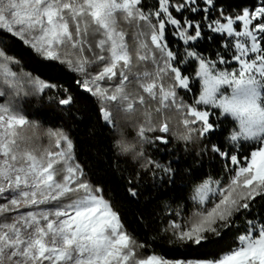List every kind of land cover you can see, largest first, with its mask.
<instances>
[{"label":"snow or ice","instance_id":"6c2138e0","mask_svg":"<svg viewBox=\"0 0 264 264\" xmlns=\"http://www.w3.org/2000/svg\"><path fill=\"white\" fill-rule=\"evenodd\" d=\"M144 4L0 0V30L43 61L77 74L75 86L99 102L98 116L110 130L116 124L106 105L120 103L125 112L148 107L147 126L136 130L142 147L137 180L129 181L130 197H139L131 184L139 186L141 173H151V189L159 192L174 183L177 171L175 138L167 121L158 128L152 124L153 104L158 115L172 109L181 114L189 130L183 138L184 156L189 145L201 146L194 165L209 152L213 159L218 155L225 160L227 183L209 175L193 190L196 210L184 222L170 223L169 242H177L178 250L217 245L226 232L240 227L243 233L211 257L141 258L138 249L145 245L126 230L102 188L85 179L70 135L62 128H44L15 103L21 95L40 97L57 85L19 75L13 70L14 57L0 51V97H11L0 104V264H264V216L252 215L258 203L264 204V0L254 10L245 8L235 16L221 10L216 18L211 17L215 0H158V7L147 9ZM201 11L203 19L195 22L186 15ZM206 33L209 39L220 34L224 41L215 59L196 48ZM167 34L182 42V52L170 47ZM134 59L135 67L144 65L145 70L134 71ZM190 62L197 65L194 77L183 74L181 67ZM196 82L198 95L188 103L187 93L194 92ZM133 85L139 93L135 98L127 94ZM51 99L60 108L74 103L68 89L63 94L57 89ZM224 120L233 124L226 137L232 151L204 143ZM26 126L45 131L42 151L23 146L20 130ZM153 152L167 153L163 159L173 162L164 163Z\"/></svg>","mask_w":264,"mask_h":264},{"label":"trees","instance_id":"16d2710c","mask_svg":"<svg viewBox=\"0 0 264 264\" xmlns=\"http://www.w3.org/2000/svg\"><path fill=\"white\" fill-rule=\"evenodd\" d=\"M175 2V0H173ZM216 10L211 13L212 18L220 15L224 10L225 15L235 16L242 14L245 8L254 10L255 6L261 3V0H215ZM158 7V0H145L144 7ZM174 15H178L175 12ZM195 22L203 19L204 13L186 14ZM239 27V25H237ZM205 38L196 44L197 50L206 57L215 59L218 50H221L224 41L220 34H216L211 39ZM129 43H132V36L126 37ZM167 41L171 48L183 51L182 42L177 43L171 34H167ZM0 51H5L6 55L13 56L17 61L14 71L21 76L31 75L33 78H40L47 83H54L57 89L70 90L74 95V103L70 107L60 108L54 99H51L57 91L52 89L41 93L40 97H21L15 100V103L22 109V112L30 119L41 121L44 128H62L70 135L74 141L73 155L75 161L85 170V179L89 180L94 186H100L103 195L110 201L114 209L122 217L126 230L134 236L138 243L144 244L143 249H138L141 258L147 255L157 254L168 259L182 257H211L218 255L219 252L226 250L232 245L234 238L242 234L244 229L240 227L233 232H226L224 239L217 245L204 249H197L185 252L177 249V242L170 243L172 230L170 223L175 221L184 222L196 210L191 199L193 188L209 175L213 179H221L224 184L228 181V173L225 168V160L218 155L215 159L214 154L208 153L203 157L202 163L194 165L196 159L195 152L199 150L200 145L192 144L191 149L185 157L181 151L184 147L183 141L172 139V145L177 148L179 159L176 160L174 167L177 171L174 176V183L166 188L155 192L151 189V173H141L139 176V186L132 183L133 188L139 191V197L132 198L128 194L129 181L137 180V173L140 169L139 162H134L126 157H120L115 154L112 146L115 138L114 131L105 126L102 119L98 116L99 102L85 94L82 89L75 86V73H69L65 66L56 62H46L37 57L31 50L23 45L22 41L13 37L10 33L0 30ZM227 57L229 54L224 53ZM134 71L145 70L144 65L139 69L135 67L137 61L134 59ZM151 65L147 66L151 70ZM183 74L195 76L196 63L190 62L181 65ZM135 87V85H133ZM194 92H188L186 102L190 103L194 94L198 95V82L193 84ZM11 97L6 95L0 97V104L7 102ZM223 119V118H221ZM233 129V124L229 120H224L220 129L211 136V139L204 141L209 147L216 143L225 151H232L226 143V137ZM129 137L136 135V130L129 129ZM47 143L45 139V144ZM250 152V150H246ZM161 158L164 163H172V160L163 159L167 153H152ZM243 158V157H241ZM230 164V161H228ZM190 168L189 173L184 169ZM179 213V215H177ZM259 213L264 216V204L257 205L252 215ZM241 225L244 221L240 217Z\"/></svg>","mask_w":264,"mask_h":264},{"label":"clouds","instance_id":"9594fccd","mask_svg":"<svg viewBox=\"0 0 264 264\" xmlns=\"http://www.w3.org/2000/svg\"><path fill=\"white\" fill-rule=\"evenodd\" d=\"M127 94L135 98L139 93L136 91L135 87L129 86ZM106 107H110L116 124V129L114 131L115 138L112 142L115 154L120 157H126L134 162L138 161L140 159L142 147L141 142L136 135L129 137L127 132L129 129L137 130L142 124L147 126L146 112L149 111L148 107L137 106L131 112L123 111V105L120 103L106 105ZM155 107V104L151 105L152 124L158 128L161 123L167 121L171 135H173L176 140L183 141V138L187 135L189 130L184 127L181 114L172 109L158 115L155 112ZM44 136L45 131L42 128L26 126L20 130L23 146L34 148L38 151H42L43 148L47 146L40 144V140ZM193 139H195V137H193Z\"/></svg>","mask_w":264,"mask_h":264},{"label":"rangeland","instance_id":"374dc122","mask_svg":"<svg viewBox=\"0 0 264 264\" xmlns=\"http://www.w3.org/2000/svg\"><path fill=\"white\" fill-rule=\"evenodd\" d=\"M233 63H234V62H233ZM103 123H104V122H103ZM195 187H196V186H195ZM195 187H194V188H195ZM194 188H193V190H194Z\"/></svg>","mask_w":264,"mask_h":264}]
</instances>
